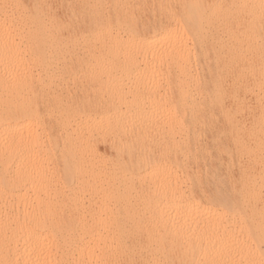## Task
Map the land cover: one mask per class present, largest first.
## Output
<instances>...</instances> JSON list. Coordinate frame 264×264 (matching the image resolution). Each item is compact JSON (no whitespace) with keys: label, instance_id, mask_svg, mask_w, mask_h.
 <instances>
[{"label":"bare ground","instance_id":"1","mask_svg":"<svg viewBox=\"0 0 264 264\" xmlns=\"http://www.w3.org/2000/svg\"><path fill=\"white\" fill-rule=\"evenodd\" d=\"M0 264H264V0H0Z\"/></svg>","mask_w":264,"mask_h":264},{"label":"rangeland","instance_id":"2","mask_svg":"<svg viewBox=\"0 0 264 264\" xmlns=\"http://www.w3.org/2000/svg\"><path fill=\"white\" fill-rule=\"evenodd\" d=\"M200 131V130H199ZM198 151L199 152H208V145H209V140L206 137V135L203 133L202 136L198 139ZM207 155H209V153H207ZM151 163L148 160H145L141 163L142 167H147L149 166ZM202 166V165H201ZM202 175L203 177L207 178L210 177L213 174L214 168L211 166V164H207L205 165V167H202Z\"/></svg>","mask_w":264,"mask_h":264}]
</instances>
